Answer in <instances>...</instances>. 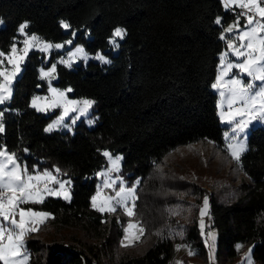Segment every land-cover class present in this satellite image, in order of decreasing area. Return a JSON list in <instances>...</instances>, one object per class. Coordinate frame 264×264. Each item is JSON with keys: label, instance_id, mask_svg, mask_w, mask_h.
I'll return each mask as SVG.
<instances>
[{"label": "trees", "instance_id": "16d2710c", "mask_svg": "<svg viewBox=\"0 0 264 264\" xmlns=\"http://www.w3.org/2000/svg\"><path fill=\"white\" fill-rule=\"evenodd\" d=\"M238 14L223 0H0V51H10L19 25L27 22L28 34L52 42L72 40L111 61L56 67V86L71 88L73 98L95 101L92 112L98 118L92 126L82 119L72 133L45 132L58 112L31 107L32 97L47 89L40 68L61 52H52L45 63L43 53L30 51L11 100L0 107L5 127L0 146L16 153L29 172L59 168L72 180L71 202L48 197L43 204L23 205L53 217L26 235L28 264H170L179 240L169 229L182 212L187 220L180 241L194 252L184 255L183 264H235L239 243L253 245L254 263L264 264V126L250 129L248 150L238 165L225 151L211 87L227 47L220 38L223 26ZM60 21L71 26L68 31ZM116 27L127 35L113 54L109 38ZM204 143L216 147L231 168L210 194L174 170L170 185L155 179L169 153ZM105 150L122 155L120 174L128 184L140 182L132 218L120 208L102 214L91 207L96 173L107 164ZM198 193L188 215V197ZM201 196L208 198L216 232L214 261L199 227ZM129 219L139 220L145 231L133 246L122 247V226Z\"/></svg>", "mask_w": 264, "mask_h": 264}, {"label": "snow or ice", "instance_id": "6c2138e0", "mask_svg": "<svg viewBox=\"0 0 264 264\" xmlns=\"http://www.w3.org/2000/svg\"><path fill=\"white\" fill-rule=\"evenodd\" d=\"M223 3L225 8L235 6L243 11L238 14L236 22L224 30L232 38L226 41L228 51L220 55V65L215 82L211 87L219 93L220 100L217 107L220 109L221 120L233 125L232 134L229 135L228 132L224 134L225 151L239 165L241 155L248 150L246 137L241 138V135L246 133L253 122L264 123V0H223ZM241 17L245 19L243 26L240 25ZM2 23L3 21H0V24ZM215 23H221L219 17ZM60 24L65 29L71 27L65 21H60ZM26 27L27 22L20 24L19 32L25 33ZM126 35V29L116 27L111 34L109 44L113 48H118L117 38L123 40ZM220 38L224 40L225 36L221 35ZM65 43L71 44L72 41L69 40ZM23 45V49L18 50L14 42L8 53L0 51V105L11 100L13 81L21 72V65L30 50L37 48L39 51L47 53L52 48L59 49L64 46L44 42L35 35L25 39ZM21 52L22 54H20ZM230 54L236 58L235 61L228 59ZM77 57L85 62L89 59L82 47H76L74 52L68 53L67 59L61 58L59 63L70 68ZM93 58L103 64L111 63L101 54H97ZM5 60L7 65L11 66L10 68L5 65ZM55 70V64L47 71L43 68L40 70L41 79H49V92L52 95L50 97L34 96L31 102V107L40 112L58 107L63 108V113L44 129L45 132H52L60 128L71 130L70 125L64 122L65 117L73 112L78 113L72 118L74 125L80 116L88 115L95 103L90 99H68L66 93L71 92V88L62 91L51 87V79L55 78L53 75ZM245 77H247V81ZM39 101H44V103H38ZM237 104L239 107H234ZM225 105H227V111L224 110ZM3 115L4 112L0 111V133L5 130ZM93 122L88 120L90 125ZM25 151L27 150L25 149ZM102 155L108 160L110 167L106 171L96 173L97 176L102 177V182L97 184L96 192L91 196V207L102 214H113L117 208H121L125 215L132 218L136 215L135 202L138 199L136 188L140 182L138 180L132 186H127L121 177L113 178L111 173L120 171V162L123 157L113 156L109 151H104ZM54 172L60 174L61 170L55 168ZM70 185V180L59 179L58 175L53 174V171L40 172L34 169L30 173L27 166L18 161L16 153H10L5 147L0 146V264H27L29 255L25 248L26 235L38 231L40 225L53 218L49 212L21 206L43 204L47 197H58L71 202ZM104 189H111L114 194L105 193ZM208 207V198L205 196L203 207L199 209V227L202 236L205 235L204 217L208 215ZM17 217L19 218L17 219ZM122 227L123 237L120 241L122 247L133 246L145 231L139 220L133 222L129 219L128 224ZM176 235L182 237L183 232H178ZM206 235L208 239L205 240V243L208 244L209 239L212 242L209 245V259L214 261L216 235L211 231ZM182 247L187 248L188 246L176 245L177 250ZM242 247L243 245L237 244V251ZM252 252L253 248L250 247L244 254L241 264H254ZM193 254L194 252L189 248L188 255ZM177 264H181V262H177Z\"/></svg>", "mask_w": 264, "mask_h": 264}, {"label": "rangeland", "instance_id": "374dc122", "mask_svg": "<svg viewBox=\"0 0 264 264\" xmlns=\"http://www.w3.org/2000/svg\"><path fill=\"white\" fill-rule=\"evenodd\" d=\"M236 20H237V18H235V20H232L229 23H227L225 26H223L221 35L225 36V40L226 41H227V39L232 38V36L229 33H226L224 30L226 28H228L229 25L234 24L236 22ZM240 20H241V18H240ZM244 24H245V22L243 24H241V22H240L241 26H243ZM63 29L65 31H68L69 28L68 29L63 28ZM18 34H19V38L16 40V46H17L18 50H22L23 49V47H24L23 41L25 39H27L28 37H30L32 35H35V36L39 37L37 34H28V33H26V31H25V33L22 34V33L19 32V28H18ZM39 38H41V37H39ZM41 40L44 41V42L51 43L53 45L62 44L64 46L62 48H59V49L52 48L47 53L41 52L37 48H33L32 50H36V51H39V52L44 54L45 63H47L48 60L50 59V56H51L52 52H61L60 56H58L53 63H51L49 66L41 67L40 70L43 68L45 71H47L48 69H50L52 67L53 64H55L56 67H57V64H62V63H59L60 59L61 58L67 59L68 58V53L69 52H74L76 47H82L84 49L85 53L88 54L89 59L87 60V62H85L84 60L79 59L77 57L75 59V61L72 63V67H70V68H74L76 65H78L80 63L87 64L90 61L100 62L99 60H96V59L93 58L97 54H101V55L105 56L108 60H110V58L108 56H106L105 54H103L102 52H98L96 54H91V53L87 52L86 49L81 44L72 45V43L71 44L65 43L66 41H69V40H66L64 42H52V41H47V40H45L43 38H41ZM117 40H118V43H120L122 41V40H119V38H117ZM70 41H72V40H70ZM109 47L112 50L113 54H116L118 52L119 47L118 48H113L112 45H110V44H109ZM32 50H30V51H32ZM226 51H228L227 47L222 53H224ZM20 54H22V52ZM220 55H219L218 68H219V65H220ZM228 59L235 61L236 58L230 54L228 56ZM23 64H24V62H23ZM23 64L21 65V69L23 68ZM5 65L8 66L9 68L11 67L10 65H7V61L6 60H5ZM62 65H64V64H62ZM64 66H66V65H64ZM21 72H22V70H21ZM21 72L16 77V79H18V77L20 76ZM53 75H54L55 78L51 79V87L60 89L62 91L68 89V88H60V87L56 86L55 85V82H56V79H57L56 70H55V73ZM39 78L41 79L40 74H39ZM16 79L13 81V84L16 81ZM41 80L44 81L47 84L46 92L43 93V94L39 93V94H36L34 96L50 97L52 94L49 92V79L46 78V79H41ZM245 80L247 81V77H245ZM13 84H12V93H13ZM212 90L217 95V103H216V107H217L218 101L220 100L219 93L216 90H214L213 88H212ZM71 92H67L66 93L68 99H70V100L88 99V98H73V97L70 96ZM8 102L9 101H7L6 103H8ZM31 102H32V99H31ZM31 102H30V104H31ZM38 103L43 104L44 101H39ZM3 105L4 104L0 105V107L3 106ZM234 107L238 108L239 104L234 105ZM93 109H94V105L89 110L88 115L87 116H80V118L76 120V123L74 125L72 124V118L77 116L78 113H75V112L70 113L67 117H65V121L64 122L66 124L70 125L71 130H69L68 128H60V129H57V130H54V131H69V132L72 133V132H74V127L76 126V124L82 119L85 120V122H86V124L88 126L94 125L96 120H97V118H98V116L93 114V112H92ZM55 110L58 113L49 121L48 125L50 123H52L53 121H55L63 113V108L62 107H58V108H55V109H49L48 111L41 112V113H44V114H48V113L54 112ZM224 110L227 111V105L224 106ZM38 112H40V111H38ZM217 114H218V117H219L221 125L224 127L223 139H224V144H226L224 134H225V132H228L229 135H231L232 134L231 130H232L233 125H230L226 121H222L221 120L220 109L218 107H217ZM88 120H92L94 122L90 125L88 123ZM257 125H263L264 126V123L253 122V124L250 125L249 128L246 130V133L241 135V138H245L246 137V143H247V140H248L250 129L252 127H254V126H257ZM247 148H248V143H247ZM105 151H108V150H105ZM112 155L113 156H117V155L122 156L121 154H112ZM121 164H122V160L120 162V170H121ZM109 167H110V164H109V162L107 160V164L98 172L106 171ZM54 169L53 170H49V171H53V174L54 175H58V178L61 179V180H70L71 181V185H70V190H71L72 180L70 178L64 177L61 173L60 174H56L54 172ZM171 170L176 171L177 175L179 174V176L181 178H183V180L184 179L187 180V182L196 181L197 180L200 183L202 189L204 191H206L207 194H210L212 192L213 187L215 186V183H218L219 181L220 182L225 181L228 178V174L231 173L230 165L227 163V161L224 159V157L220 155V153L218 152L216 147H214L213 145H211L209 143L194 144V145H191V146H188V147H182V148H179V149H177L175 151H172L165 158L164 163L158 167V173H157V176L155 177V179H157V180L160 179V181L163 182L164 184L170 185V183H172V181H174V178H172V177H174V174H175ZM38 171H40V170H38ZM43 171L44 170H42L40 172H43ZM32 172L33 171H31L30 173H32ZM111 176L113 178H115L116 176L121 177L127 186H132L133 184L136 183V181H138V179H136V180L133 181L132 184H128L127 179L120 174V171L118 173L117 172H112ZM101 182H102V177H99V176L96 175V186H97V184H99ZM118 186H119V184L117 183V187ZM104 192L108 193V194H114V193H112L111 189H104ZM200 195L201 194L198 193L196 198L187 196L188 199L191 200V202L187 204V207L189 206L188 215L192 211L193 208H196L197 198ZM204 197L205 196H201L200 200L201 201L204 200ZM54 198H58V197H54ZM208 205H209V203H208ZM21 207H24V206L22 205ZM201 207H203V204H201ZM24 208H28V207H24ZM121 210L123 211V209H121ZM37 211H41V210H37ZM183 214H184V212H182L180 215H177L176 220H175V224H173L171 226V228L169 229V235L173 236V238H175L176 240H179V241L181 239H183V236H184V233H185V223H186V220H187V218L185 217L186 215H183ZM18 218L19 217H17V219ZM198 219L200 220V213L198 214ZM204 221H205V225H206L205 230H204L205 231L204 237H205V240H206V239H208L206 234L209 231L214 232L215 235H216V232L214 230H212V228H211L210 220H209V212H208V215H206L204 217ZM128 222H129V220L127 221L126 225L128 224ZM133 222H135V221H133ZM181 231L183 232V236L182 237L179 236V235H176V233L181 232ZM179 241H178V243L176 245H178V244L186 245V244L182 243L181 241L180 242ZM211 243L212 242L209 239L208 240V245H210ZM239 244L243 245V247L239 250L240 251L239 259L237 260V262L235 264H241L242 258L244 257V254L248 251V249L250 247L253 248V245H246V244H241V243H239ZM187 246H188L187 248L182 247L179 250H177V248L175 246L173 257H172V260H171L170 264H177V262H181V264H183L184 255L188 254V249L189 248L191 249V247L189 245H187ZM28 262H29V260L27 261V264H28ZM214 264H216V261H214Z\"/></svg>", "mask_w": 264, "mask_h": 264}, {"label": "built area", "instance_id": "2783aa9c", "mask_svg": "<svg viewBox=\"0 0 264 264\" xmlns=\"http://www.w3.org/2000/svg\"><path fill=\"white\" fill-rule=\"evenodd\" d=\"M229 9H232V10H235V11H237L239 14L243 11L242 9H240L239 7H233V6H231V7H229Z\"/></svg>", "mask_w": 264, "mask_h": 264}]
</instances>
